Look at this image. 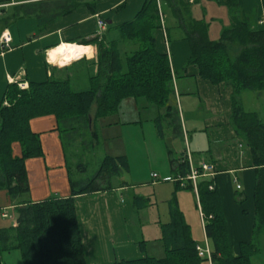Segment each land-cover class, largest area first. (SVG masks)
<instances>
[{
	"label": "crops",
	"instance_id": "0c3cea01",
	"mask_svg": "<svg viewBox=\"0 0 264 264\" xmlns=\"http://www.w3.org/2000/svg\"><path fill=\"white\" fill-rule=\"evenodd\" d=\"M35 1L39 0H0V36L7 30L12 38L10 48L2 49L0 46V102L4 99L8 85H18V81H26L29 85L30 82L48 79H69L72 85L77 84V88L73 86L76 90L89 88L91 75L98 71V49L95 43L80 44L78 40L99 33L98 17L108 25L104 30L108 39L118 38L116 26L131 20L145 2L97 0L94 11L80 5L47 22L35 14L16 16L17 6ZM189 1L190 12L194 17H210L213 20L222 15V26L230 25L229 11L224 2ZM158 3L163 21L155 33L156 48L169 57L175 91L173 100L178 107L181 128L174 133L172 126L165 122L164 135L155 133V119L164 115L163 109L145 107L142 100L130 97L108 115L110 118L95 120L98 138H94L93 147L99 144L101 134H107L105 137L109 133L114 135L108 142L105 155H126L129 166L121 174L113 176L110 189L76 198L87 264H107L146 256L163 257L165 249L161 225L170 220L168 201L172 196L196 246L208 245L210 249L213 248L202 221L198 190L176 187L178 183L171 159L188 151L193 165L205 161L214 167L215 174L205 178H213L219 192L221 209L227 221L231 254H240L241 243L256 241L253 233L256 172L250 147L231 123L232 86L227 82L213 84L199 75L196 65L187 63L189 43L177 27L166 2L158 0ZM205 4L210 5L209 11L205 9ZM241 9L256 27L264 28L262 0H241ZM211 20V23L215 21ZM221 30L222 27L217 24L210 25V36L218 38ZM63 43L75 44L80 49L75 53L50 57L51 49ZM119 48L125 52L134 48V45L123 40ZM245 92L242 91L239 97L242 107ZM258 114L264 120V116ZM131 126L149 127L147 131L154 137L153 141L141 142L140 134L128 129ZM30 127L40 137L43 154L26 159L29 199L38 201L50 196H69L68 162L56 117H35L30 120ZM107 130L109 133H106ZM165 136L169 138L168 145L162 141ZM13 152L20 154L17 143L13 145ZM154 172L158 174L157 177H153ZM237 184L241 186L239 189L236 188ZM137 196L145 198V204L136 203ZM15 206L7 191L0 189V225L17 224ZM11 208L12 211L9 210ZM6 212L12 214L9 221V216H3ZM258 254L251 256L252 264ZM200 264L222 263L203 258Z\"/></svg>",
	"mask_w": 264,
	"mask_h": 264
},
{
	"label": "trees",
	"instance_id": "16d2710c",
	"mask_svg": "<svg viewBox=\"0 0 264 264\" xmlns=\"http://www.w3.org/2000/svg\"><path fill=\"white\" fill-rule=\"evenodd\" d=\"M170 8L190 46L188 64L198 67L199 75L219 84L232 86L231 123L244 137L252 151L255 167L254 235L264 232V120L257 111L245 110L240 105L244 90H264V28L254 25L242 13L241 0H220L229 11L230 25L223 27L218 38L210 36V21L196 18L190 12L189 0H163ZM97 0H39L16 7V16L37 15L50 21L79 7L94 11ZM264 7V0H262ZM158 0H145L138 13L116 28L119 37L108 39L106 33L83 37L80 44L95 43L98 49V71L91 75V85L76 90L71 80L48 79L30 82L27 88L17 83L8 85L0 102V189H5L16 204L17 224L0 225V264H5L4 253L20 251L21 264H87L76 211V198L111 188L114 175L128 169L126 155H105L91 178L69 179V196H50L31 201L26 159L43 154L40 137L30 127V120L54 115L61 135H68L73 146L77 138L88 137L84 144L93 146L98 138L95 120L116 111L126 98L142 100L145 107H157L164 115L155 119L157 132L164 135L163 124L169 123L173 132L181 128L178 107L174 105L173 75L169 57L156 48L155 33L162 26ZM106 23V22H105ZM106 26L107 23H106ZM170 27L167 28V30ZM134 48L123 52L121 41ZM6 101V104H4ZM90 117L92 122L90 124ZM20 146V154L13 145ZM176 172V187L193 189L190 180L181 185L179 177L189 173L187 155L171 159ZM80 166L85 168L83 163ZM214 184L213 189L209 188ZM205 230L211 241V258L222 264H252L251 256L260 251L254 241L241 243L240 254L233 256L230 249L227 221L222 212L219 192L211 177L197 183ZM136 197V203L145 204ZM170 220L162 226L165 254L156 258L120 260L107 264H200L196 241L192 238L177 207L175 197L168 201ZM9 216V215H8Z\"/></svg>",
	"mask_w": 264,
	"mask_h": 264
},
{
	"label": "rangeland",
	"instance_id": "374dc122",
	"mask_svg": "<svg viewBox=\"0 0 264 264\" xmlns=\"http://www.w3.org/2000/svg\"><path fill=\"white\" fill-rule=\"evenodd\" d=\"M205 9L208 11L211 9L210 5L205 4ZM221 14V13H220ZM222 15H218L217 19L211 20L210 17L209 19L206 18L207 21H214L211 23V25H219L222 28L225 26V24L222 26ZM227 27V26H225ZM211 31H213L211 29ZM77 67H80L79 65ZM77 72V71H75ZM73 86L77 88V84L73 83ZM81 88V87H80ZM246 91L245 96L243 98V107L246 110H258V112L261 114V116H264V90H262V93H258V91H253V90H244ZM110 118L107 116V119ZM140 128V129H139ZM149 127H134L131 126L128 129H132L131 132L134 134L138 133L140 134V141L143 143H146V141H153L154 137L150 134V132L147 131ZM110 131V130H109ZM130 132V131H128ZM106 133H109L108 130ZM155 133H158L157 130ZM103 135V137H102ZM107 134L103 133L101 134V138L99 140V144L97 145L96 148L93 146L87 145V147L84 146L83 142H88L89 140L92 141V139H89L86 137L84 138L80 137L77 138L73 144L71 145V141L68 139V135H62V140L64 142V150L66 151V156H67V172H68V177L71 179H78V178H91L97 169L99 168L102 159L105 156V150L108 146V142L111 141L112 134L109 133V136L105 137ZM111 136V137H110ZM168 137H164L162 140L165 145H168ZM94 140V138H93ZM135 141V140H134ZM184 143V142H183ZM185 145V144H184ZM149 150V149H147ZM80 163H83L85 165V168L80 166ZM127 176L125 173L123 174ZM237 188V187H236ZM239 189V188H238ZM27 198L30 197V195H26ZM12 211L13 209H9ZM9 218L8 221L11 220L12 214L8 213ZM256 241L258 246L260 247L259 254L253 258V264H262L261 260H263L264 263V232L260 233L255 236ZM262 257V258H261ZM261 259V260H260ZM4 263L5 264H21V255L20 251L14 250L11 252H6L4 253Z\"/></svg>",
	"mask_w": 264,
	"mask_h": 264
},
{
	"label": "built area",
	"instance_id": "2783aa9c",
	"mask_svg": "<svg viewBox=\"0 0 264 264\" xmlns=\"http://www.w3.org/2000/svg\"><path fill=\"white\" fill-rule=\"evenodd\" d=\"M160 17L161 20L163 21V17L162 14L160 13ZM97 25L99 28V33L104 32V30L106 29V23L104 21V19L98 17L97 19ZM11 35L9 33V31H4L2 33V35L0 36V46L2 49H7L10 48L11 45ZM10 78V77H9ZM18 86L22 89L27 88L28 87V83L26 81H18ZM6 103V102H5ZM187 155V159L189 161V173H187L186 176L184 177H179L178 179H180L181 181V185H185L186 180H190L192 182L193 188L197 190V183L199 181L200 178L205 177V176H212L215 174V170L212 164L205 162V161H201L198 165H193L192 164V157L191 154L189 153V151L186 153ZM153 177H157L158 174L156 172L152 173ZM214 184H210L209 188L213 189ZM240 184H237V188H240ZM201 213V217H202V221H204L205 224V217L202 211H200ZM3 216H8V213H3ZM196 249L198 251V255L202 258H208L209 260L211 259V249L208 245H206V247H201L200 245L196 246Z\"/></svg>",
	"mask_w": 264,
	"mask_h": 264
},
{
	"label": "bare ground",
	"instance_id": "6f19581e",
	"mask_svg": "<svg viewBox=\"0 0 264 264\" xmlns=\"http://www.w3.org/2000/svg\"><path fill=\"white\" fill-rule=\"evenodd\" d=\"M79 49L80 47L75 44L63 43L60 46L51 49L50 57L53 58L56 54H64L67 52L75 53Z\"/></svg>",
	"mask_w": 264,
	"mask_h": 264
},
{
	"label": "water",
	"instance_id": "95a60500",
	"mask_svg": "<svg viewBox=\"0 0 264 264\" xmlns=\"http://www.w3.org/2000/svg\"><path fill=\"white\" fill-rule=\"evenodd\" d=\"M91 122H92V119H91V117H90V124H91Z\"/></svg>",
	"mask_w": 264,
	"mask_h": 264
},
{
	"label": "clouds",
	"instance_id": "9594fccd",
	"mask_svg": "<svg viewBox=\"0 0 264 264\" xmlns=\"http://www.w3.org/2000/svg\"><path fill=\"white\" fill-rule=\"evenodd\" d=\"M69 62H71V61H69Z\"/></svg>",
	"mask_w": 264,
	"mask_h": 264
}]
</instances>
